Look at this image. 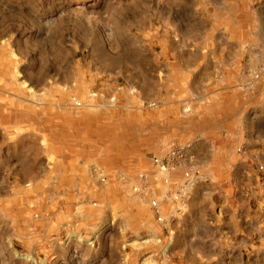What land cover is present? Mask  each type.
I'll list each match as a JSON object with an SVG mask.
<instances>
[{"label": "rangeland", "instance_id": "1", "mask_svg": "<svg viewBox=\"0 0 264 264\" xmlns=\"http://www.w3.org/2000/svg\"><path fill=\"white\" fill-rule=\"evenodd\" d=\"M0 264H264V0H0Z\"/></svg>", "mask_w": 264, "mask_h": 264}, {"label": "bare ground", "instance_id": "2", "mask_svg": "<svg viewBox=\"0 0 264 264\" xmlns=\"http://www.w3.org/2000/svg\"><path fill=\"white\" fill-rule=\"evenodd\" d=\"M77 104V103H76ZM78 105V104H77ZM82 104H81V102H80V105H78V106H81ZM81 108V107H80ZM57 145V144H56ZM66 145V144H65ZM69 145H67V147H68ZM71 146V145H70ZM73 147H70V149H72Z\"/></svg>", "mask_w": 264, "mask_h": 264}, {"label": "built area", "instance_id": "3", "mask_svg": "<svg viewBox=\"0 0 264 264\" xmlns=\"http://www.w3.org/2000/svg\"><path fill=\"white\" fill-rule=\"evenodd\" d=\"M77 104H78V105H80V103H79V102H78ZM154 204L156 205V202H154Z\"/></svg>", "mask_w": 264, "mask_h": 264}]
</instances>
